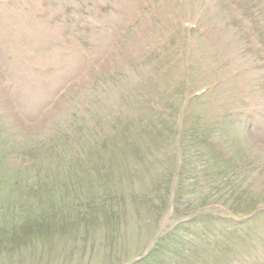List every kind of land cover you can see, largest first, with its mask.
<instances>
[{
    "label": "rangeland",
    "instance_id": "1",
    "mask_svg": "<svg viewBox=\"0 0 264 264\" xmlns=\"http://www.w3.org/2000/svg\"><path fill=\"white\" fill-rule=\"evenodd\" d=\"M217 2L0 0V127L13 147L8 160L0 158V234L21 236L0 238V264H54V254L56 264L134 259L161 221L159 253L140 264H221L214 254L226 249L233 255L224 264H264V213L245 222L217 207L177 225L181 212L207 197L229 204L242 192L264 203V39L256 31L263 24L240 21ZM202 89L205 95L185 102ZM179 132L178 142L190 138V145L176 147ZM177 149L189 157L183 161ZM29 158L39 162L40 183L49 179L46 188L23 183L27 171L36 173ZM4 163L14 168L3 171ZM172 173L174 187L183 181V197L167 207ZM107 194L124 196L122 208L113 199L112 211L121 221L128 215L124 240L114 239L123 250L109 248L94 222L84 221L76 240L68 236L70 255L54 230L32 245L26 231H11L19 206L24 216L28 207L48 208L46 199L97 206ZM114 227V236L122 232Z\"/></svg>",
    "mask_w": 264,
    "mask_h": 264
},
{
    "label": "trees",
    "instance_id": "2",
    "mask_svg": "<svg viewBox=\"0 0 264 264\" xmlns=\"http://www.w3.org/2000/svg\"><path fill=\"white\" fill-rule=\"evenodd\" d=\"M233 3H235V7L237 9L238 12H240L241 14L247 16V17H251L253 18V20H256L255 18V13L257 11V9L259 7H262L264 5V0H232ZM259 13H262V11H259ZM1 126V125H0ZM10 133L8 132L7 128L6 127H0V141H2L5 145L4 147L2 148V146L0 145V158L2 159H9V150L11 147L10 146V142L8 143L7 140L6 142H4L3 140L5 139H10ZM183 136H188V135H183ZM5 138V139H3ZM187 138H184L183 139V142L186 144V145H190L191 144V140L190 138H188V140H185ZM187 148V147H185ZM71 150V149H70ZM70 150L68 151L67 155H66V158L67 160L70 159V156L71 155V152ZM39 152H36L35 155L38 156ZM184 156L185 158H188L189 156L187 155V152L185 151L184 153ZM26 157H30V156H26ZM73 159V158H72ZM27 161L31 162V165L29 167H31L33 170H36V173H34V171H27L26 173H28V175L26 176V180L23 182L25 184H27L29 187H30V190H32V187H31V183L34 182L32 184L33 186V189L35 190L37 185L41 187H47V183H48V180H46L45 182L43 183H40V180H41V177H40V173H39V162L37 163V159L36 158H29V159H26ZM184 161V159H183ZM77 161L74 160V163H76ZM187 164H192L191 162H186ZM186 163L184 164L183 166V169L182 170H185L184 168H186ZM193 163L195 165H193V169H195L196 171H198V169L196 168L197 165H196V162L193 161ZM6 165V163H4ZM43 162L40 163V166L41 168L44 167L43 166ZM7 166V165H6ZM4 166H2V170L3 171H10L12 170L14 167L12 166H7L5 168H3ZM182 168V165L181 167ZM111 171V170H110ZM21 172V171H20ZM1 173V172H0ZM73 171H71L70 174H72ZM112 173V172H110ZM55 174V173H54ZM32 175V176H31ZM64 177L66 178V175L65 173H63ZM173 175L174 173L171 174L170 176V179L168 180V184L171 185V179L173 178ZM56 177V175H54ZM34 181H33V179ZM57 178V181H55L56 183V189H59L62 184L59 180L58 177ZM53 180V179H52ZM92 180V182H90ZM95 182V176L92 177L89 181H88V185H92L93 186V183ZM182 184H183V181L182 180H179L178 179V182H177V185H176V189H175V196H174V203L176 204L178 201H180V199H182V191H183V187H182ZM168 191L170 190V186H168ZM235 191V190H234ZM209 194H207L206 196H208ZM246 195H243L241 196L242 198H244ZM121 197V199H120ZM124 196L123 194H113V196L111 195H105L103 198H102V201H93V204L97 205V206H90L89 203H87L86 201H83V200H80V199H77V198H72V200H68V199H65L64 201V204L63 206L62 205H58L56 204L55 205V202H52V203H49L48 200L46 199V203L48 204V208H45V207H42L38 212L35 209H30L31 207H28L26 209V215L22 216V208H21V213L20 214H17L13 213V217L15 216V214L18 215V219H17V222L20 221L19 223H17L13 229L15 228H18L17 230H11V231H15V232H21V231H26V235L25 236H30V240L28 241L27 245H32L34 243V236H39L41 237H44V235L48 234V231L50 230H54L53 231V236H59V238H65L67 240L68 243H66L65 245H61V252L65 253V254H68L70 255L71 251H72V248L74 245V242L73 240H76V235L78 234V229L79 227L81 226V224H83V222L85 221L86 224H89L91 222H94L95 225H90L89 226H92V229H104L106 232H105V235H104V239H110V243L108 244V247L113 249L115 246L118 247L120 246V248L125 249L124 247V242L123 241H120V240H124L125 238V232L123 231L124 229L126 230L128 228V225H129V219H128V215H125V218L123 219V221L119 220L120 217L112 212L113 211V199L116 200V204L117 206H119L120 208L123 207V205L121 204H124ZM209 197L207 198H204V202L202 204H205L206 203V200L208 199ZM166 200V199H165ZM119 203V204H118ZM62 204V202H61ZM202 204H195V205H202ZM167 205V204H166ZM88 206L91 208V209H87ZM21 207V206H19ZM96 207H98L99 209H106L107 211H104L103 214H100L96 217H93V213L91 211H95ZM190 207V206H188ZM71 210V214L73 215L72 216H68L70 213L69 211ZM88 213V218L86 216V214ZM25 217L24 220H22V218ZM192 221H194L192 219ZM85 224V225H86ZM113 224H116L117 227L119 226L120 227V230H122V232H120L118 235L114 236L115 235V231H116V227L113 228ZM114 232H113V230ZM127 232V231H126ZM5 236V235H4ZM3 235L0 234V238L1 240H6V241H9V242H12L14 243L16 240L19 241L21 238V236L17 237L18 234H11V233H6V239ZM68 236L71 237L73 239V236H74V239L70 241L69 243V239H68ZM117 237H120V240L119 242L115 241L114 239H116ZM163 239H160L159 241H157V244L155 245V247L153 248V250L151 251V253H156L158 254L159 252V249H158V246H160L161 242ZM107 241V240H106ZM105 241V242H106ZM71 244V246H70ZM105 248L106 245L104 246ZM58 252L60 253V249H57ZM165 250V249H164ZM15 252L13 250H11V252H6L7 255H12L14 254ZM55 256V260L53 261L54 264H56V257H59L57 254H54ZM20 257L25 260V261H28V259H26V257H24L23 255H20ZM113 257V255H112ZM111 257V258H112ZM60 258V257H59ZM123 259V257H121V255H115L114 258H113V261H116V262H119ZM10 262V264H12L11 262L12 261H8ZM63 260L61 261V264H63ZM3 264H5L3 262Z\"/></svg>",
    "mask_w": 264,
    "mask_h": 264
}]
</instances>
